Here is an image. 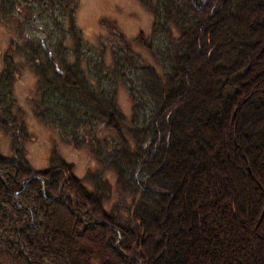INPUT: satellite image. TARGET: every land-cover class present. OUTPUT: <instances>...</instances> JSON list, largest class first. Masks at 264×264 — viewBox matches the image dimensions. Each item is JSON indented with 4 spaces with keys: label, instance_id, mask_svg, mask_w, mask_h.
<instances>
[{
    "label": "trees",
    "instance_id": "trees-1",
    "mask_svg": "<svg viewBox=\"0 0 264 264\" xmlns=\"http://www.w3.org/2000/svg\"><path fill=\"white\" fill-rule=\"evenodd\" d=\"M140 2L151 34L118 32L107 66L76 25L79 0H0L2 24L40 32L3 54L0 264H264V0ZM24 64L35 117L87 147L130 203L107 210L109 182L91 172L89 190L56 153L29 165L12 98Z\"/></svg>",
    "mask_w": 264,
    "mask_h": 264
},
{
    "label": "rangeland",
    "instance_id": "rangeland-1",
    "mask_svg": "<svg viewBox=\"0 0 264 264\" xmlns=\"http://www.w3.org/2000/svg\"><path fill=\"white\" fill-rule=\"evenodd\" d=\"M75 21L82 31L83 39L89 44L104 51L105 64L111 65V54L117 49L118 32L126 39L133 40L143 34L149 37L152 32V15L143 7L140 0H79ZM39 29L31 25L29 32L14 33L13 30L0 22V73L3 70V54L10 48V41L21 44L27 37H40ZM119 44V43H118ZM145 63L153 64L148 51L137 45L132 46ZM37 78L27 65L22 66L20 74L12 83V98L15 99L13 112L17 118L22 119L28 133V140L24 143L26 158L34 170H44L49 166L50 157L56 153L67 164L73 166V173L82 179L83 184L93 190L86 176L99 173L100 177L111 185L112 197L105 203L109 210L114 206H125L129 202L121 198L115 185V174L112 170L100 166L85 146L75 149L72 144L61 136L56 130L40 122L33 113L32 101L35 93ZM117 104L122 115L129 120L131 115V102L127 90L119 86L117 91ZM20 113V116H19ZM99 138H106L112 134L102 126L97 128ZM11 135L0 129V153L5 159H12L10 149ZM43 220V218H41Z\"/></svg>",
    "mask_w": 264,
    "mask_h": 264
}]
</instances>
